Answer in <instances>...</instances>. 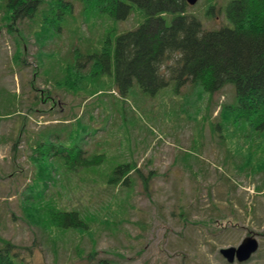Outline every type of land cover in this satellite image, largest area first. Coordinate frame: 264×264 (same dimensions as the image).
<instances>
[{
	"label": "rangeland",
	"instance_id": "obj_1",
	"mask_svg": "<svg viewBox=\"0 0 264 264\" xmlns=\"http://www.w3.org/2000/svg\"><path fill=\"white\" fill-rule=\"evenodd\" d=\"M233 1L199 0L189 11L203 29L219 31L232 27L227 9ZM81 10L74 3L72 15L79 18ZM5 15L0 10V244L7 240L19 248L17 264H87L93 252L96 259L115 264H228L220 250L238 247L248 236L259 240L261 250L245 264H264V194L257 190V180L224 166L220 132L213 130L220 106L235 97L234 85L212 97L192 86L178 95L175 83L151 97L136 89L124 118L104 97L113 108L108 127L102 126L95 137L83 132L82 143L92 149L90 155L107 156V169L135 162L145 182L133 173V184L109 192L91 173L59 180L50 172L37 185L45 166L33 154L37 136L63 124L58 119L81 115L96 99L84 96L85 81L79 83L81 92L74 93L45 79L50 81L51 72L55 79H73L66 73L71 48H80L81 54L87 47L99 50L109 34L116 42L137 30L143 16L135 10L127 20L115 22L106 15L91 20L82 15L83 22L63 24L51 39L49 20H7L15 28L11 34ZM84 97L89 100L81 106ZM134 106L145 110L143 125L131 124ZM99 112L95 108L93 116L98 118ZM88 117L82 120L87 123ZM45 181L47 194L58 193L67 210L87 217L85 226L57 231L43 215L44 206H29L27 187L40 189Z\"/></svg>",
	"mask_w": 264,
	"mask_h": 264
},
{
	"label": "trees",
	"instance_id": "obj_2",
	"mask_svg": "<svg viewBox=\"0 0 264 264\" xmlns=\"http://www.w3.org/2000/svg\"><path fill=\"white\" fill-rule=\"evenodd\" d=\"M74 3L82 5L79 18L72 15ZM190 7L187 0H0V10L6 13L5 22L26 18L31 23L36 19L42 23L49 20L54 29L51 39L62 30L63 24H79L82 15L89 20L94 15H106L115 22L127 20L135 10L143 16L137 30L123 33L116 42L109 34L99 50L87 47L89 51L81 54L80 48H71L66 73L73 79L68 76L55 79L52 72L50 81L45 79L46 84L66 87L74 93L81 92L79 83L85 81L86 87L81 89L84 96L96 99L92 106H85L81 115L58 119L63 124L49 126L37 136L33 154L39 157L35 161L45 163L37 185L43 174L50 172H56L59 180L67 175L82 178L91 173L109 192L129 182L133 184V173L145 182L135 162L107 169V156L90 155L92 149H85L82 143L83 132L95 137L102 126L108 127L109 112L113 108L104 97L112 100V106L116 105L124 118L129 97L136 89L151 97L175 83L178 95L181 88L192 86L197 93L212 97L226 86L234 85L235 97L232 102L223 103L213 126L215 132H220L223 156L220 160L232 172L257 180V190L264 194V0H234L227 9L232 27L219 31L203 29L201 21L189 11ZM7 28L13 34L14 26L8 23ZM15 58L21 57L15 55ZM88 97H84L81 106L87 103ZM95 108L100 111L98 118L93 116ZM130 111L134 121L131 124L143 125L144 108L134 106ZM87 113L89 122L85 123L82 118ZM100 119L104 122L98 126ZM89 181L93 182L91 178ZM44 183L40 189L27 187L29 206H44L43 215L57 231L79 230L85 226L87 217L84 220L77 210H67L58 193L45 192L47 181ZM255 210V207L250 210L251 215ZM17 249L14 243L2 240L0 264L21 262ZM95 256V252L89 254L87 264H115Z\"/></svg>",
	"mask_w": 264,
	"mask_h": 264
},
{
	"label": "water",
	"instance_id": "obj_3",
	"mask_svg": "<svg viewBox=\"0 0 264 264\" xmlns=\"http://www.w3.org/2000/svg\"><path fill=\"white\" fill-rule=\"evenodd\" d=\"M190 5H195L198 0H187ZM259 250V241L257 238L248 236L238 247H228L221 249V255L229 262L245 263L249 261Z\"/></svg>",
	"mask_w": 264,
	"mask_h": 264
}]
</instances>
